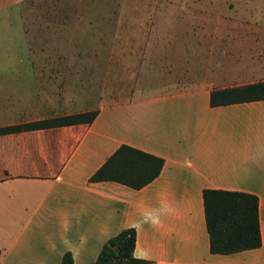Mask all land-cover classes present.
<instances>
[{
	"label": "crops",
	"instance_id": "1",
	"mask_svg": "<svg viewBox=\"0 0 264 264\" xmlns=\"http://www.w3.org/2000/svg\"><path fill=\"white\" fill-rule=\"evenodd\" d=\"M193 2L151 5L146 84L126 99L99 105L91 122L0 133V264H59L64 250L92 264L126 226L143 264H264V98L208 103L212 88L264 79V31L235 19V0ZM233 29L235 45L220 48ZM241 37L257 42L246 55ZM4 114L0 125L31 120ZM120 143L162 157L159 173L139 188L88 180ZM204 187L257 195L259 246L209 252Z\"/></svg>",
	"mask_w": 264,
	"mask_h": 264
},
{
	"label": "rangeland",
	"instance_id": "2",
	"mask_svg": "<svg viewBox=\"0 0 264 264\" xmlns=\"http://www.w3.org/2000/svg\"><path fill=\"white\" fill-rule=\"evenodd\" d=\"M184 3L195 5L193 0H0L1 113L32 120L126 99L137 84H146L142 74L148 70L141 65L156 14L151 5ZM235 19L257 21L264 31V0H235ZM233 31L220 48L228 49L230 38L235 45ZM248 38L241 37L238 47L245 55V45L257 43ZM262 43L264 37L256 50ZM20 98L28 106L20 107Z\"/></svg>",
	"mask_w": 264,
	"mask_h": 264
},
{
	"label": "trees",
	"instance_id": "3",
	"mask_svg": "<svg viewBox=\"0 0 264 264\" xmlns=\"http://www.w3.org/2000/svg\"><path fill=\"white\" fill-rule=\"evenodd\" d=\"M264 79L209 90L211 106L263 99ZM98 108L47 116L0 125V133L25 129L91 122ZM163 159L137 147L120 143L89 175L88 180H114L139 188L160 171ZM203 218L211 253H230L261 243L256 194L237 189L204 187L201 190ZM135 229L121 228L100 246L92 264H143L147 260L133 255ZM59 264H73L71 252L64 250Z\"/></svg>",
	"mask_w": 264,
	"mask_h": 264
},
{
	"label": "clouds",
	"instance_id": "4",
	"mask_svg": "<svg viewBox=\"0 0 264 264\" xmlns=\"http://www.w3.org/2000/svg\"><path fill=\"white\" fill-rule=\"evenodd\" d=\"M144 222L147 223V222H150V221H147V220H146V221H144Z\"/></svg>",
	"mask_w": 264,
	"mask_h": 264
}]
</instances>
